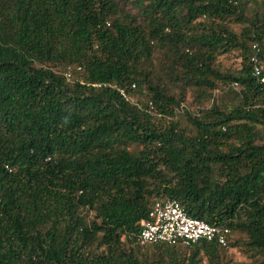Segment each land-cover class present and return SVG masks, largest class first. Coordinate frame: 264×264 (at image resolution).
Segmentation results:
<instances>
[{"label": "trees", "instance_id": "obj_1", "mask_svg": "<svg viewBox=\"0 0 264 264\" xmlns=\"http://www.w3.org/2000/svg\"><path fill=\"white\" fill-rule=\"evenodd\" d=\"M253 44L264 0H0V264H264ZM160 199L226 246H140Z\"/></svg>", "mask_w": 264, "mask_h": 264}, {"label": "built area", "instance_id": "obj_2", "mask_svg": "<svg viewBox=\"0 0 264 264\" xmlns=\"http://www.w3.org/2000/svg\"><path fill=\"white\" fill-rule=\"evenodd\" d=\"M250 48L252 51L249 57L251 75L264 86V76H261L257 46L253 44ZM74 70L75 72L80 71L78 67ZM71 73L72 69L70 67L64 70L63 77L66 81L71 80ZM233 87H236L235 84ZM131 89H133V85H131ZM118 93L124 100H128L123 91H118ZM142 112L158 117V114L153 111L150 103H147ZM228 235V228L211 226L201 220L191 218L185 214L175 200L160 199L153 203L146 219L139 222L136 241L140 246L162 243L169 246L179 245L189 247L203 241L215 242L217 245L225 247Z\"/></svg>", "mask_w": 264, "mask_h": 264}, {"label": "rangeland", "instance_id": "obj_3", "mask_svg": "<svg viewBox=\"0 0 264 264\" xmlns=\"http://www.w3.org/2000/svg\"><path fill=\"white\" fill-rule=\"evenodd\" d=\"M233 29L235 31L238 30L237 26H233ZM220 63L222 65L223 68L225 69H235L237 67V59L235 58V54L232 53L226 57H221L220 58ZM214 96L217 95L216 92L213 93ZM136 99V97H130L131 101H134ZM145 100V98H142L141 101L143 102ZM189 110H192V108H188ZM175 117L179 120L180 125L183 126L185 125V119L184 116L180 113V112H176ZM227 256L232 260V262L234 263H245L246 259L244 258V256H242L239 252H237L234 249L228 250L227 251Z\"/></svg>", "mask_w": 264, "mask_h": 264}]
</instances>
